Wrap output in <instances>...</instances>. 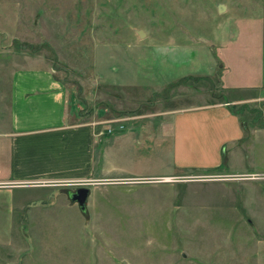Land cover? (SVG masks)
<instances>
[{
	"label": "rangeland",
	"instance_id": "1",
	"mask_svg": "<svg viewBox=\"0 0 264 264\" xmlns=\"http://www.w3.org/2000/svg\"><path fill=\"white\" fill-rule=\"evenodd\" d=\"M263 46L264 0H0V134L46 69L97 135L91 180L0 186V264H264Z\"/></svg>",
	"mask_w": 264,
	"mask_h": 264
},
{
	"label": "crops",
	"instance_id": "2",
	"mask_svg": "<svg viewBox=\"0 0 264 264\" xmlns=\"http://www.w3.org/2000/svg\"><path fill=\"white\" fill-rule=\"evenodd\" d=\"M261 76L264 96V46ZM10 88L9 130L0 134V186L62 187L91 180L97 135L90 125L69 123L63 83L50 70L23 69L14 73ZM233 128L236 139L242 132ZM100 159L105 165L106 158Z\"/></svg>",
	"mask_w": 264,
	"mask_h": 264
},
{
	"label": "water",
	"instance_id": "3",
	"mask_svg": "<svg viewBox=\"0 0 264 264\" xmlns=\"http://www.w3.org/2000/svg\"><path fill=\"white\" fill-rule=\"evenodd\" d=\"M219 11L220 13L223 12L222 5H220ZM138 34L140 37H144V33L142 31H139ZM90 193L91 191L88 187H80L76 191H69L68 196L72 202L77 203L79 205L82 212L86 213Z\"/></svg>",
	"mask_w": 264,
	"mask_h": 264
},
{
	"label": "built area",
	"instance_id": "4",
	"mask_svg": "<svg viewBox=\"0 0 264 264\" xmlns=\"http://www.w3.org/2000/svg\"><path fill=\"white\" fill-rule=\"evenodd\" d=\"M120 128H123V127H120ZM109 132H112V130H109Z\"/></svg>",
	"mask_w": 264,
	"mask_h": 264
}]
</instances>
